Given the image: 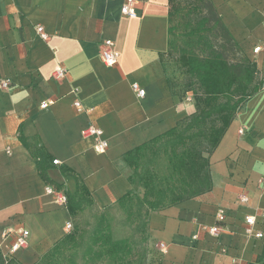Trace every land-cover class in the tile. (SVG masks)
<instances>
[{
    "label": "crops",
    "instance_id": "obj_1",
    "mask_svg": "<svg viewBox=\"0 0 264 264\" xmlns=\"http://www.w3.org/2000/svg\"><path fill=\"white\" fill-rule=\"evenodd\" d=\"M125 1L0 0V249L21 264H36L69 233L72 218L55 193H74V174L97 209L113 205L133 189L128 153L195 111L192 93L178 91L170 76V0H135L134 18L122 14ZM211 2L241 56L264 78V0ZM107 39L119 52L114 67L100 58ZM57 68L67 70L63 79L53 77ZM90 123L108 140L104 153L82 136ZM37 144L49 158L53 185L39 173L31 152ZM210 168L211 191L150 214L149 264H262L264 238L246 235L245 217L254 216L255 231L264 234V88L237 114ZM219 210L226 214L224 230L202 232L201 226L217 224ZM19 230L29 231L28 245L9 254Z\"/></svg>",
    "mask_w": 264,
    "mask_h": 264
},
{
    "label": "trees",
    "instance_id": "obj_2",
    "mask_svg": "<svg viewBox=\"0 0 264 264\" xmlns=\"http://www.w3.org/2000/svg\"><path fill=\"white\" fill-rule=\"evenodd\" d=\"M170 4V34L179 28L178 21L174 24L176 17L185 29L176 62L186 82L178 91L192 93L194 113L128 153L133 169L128 180L133 189L113 205L97 209L91 192L74 174L77 188L74 193L66 192V207L73 220L85 212L91 214L82 224L74 222L73 230L36 264H149L150 214L212 190L210 156L237 114L264 88V78L248 57L242 55L235 62L228 59L226 52L237 45L211 0H185L184 4L170 0ZM216 30L227 40L220 48L212 39L220 36ZM31 152L41 177L53 185L42 146H33ZM121 229L128 230L127 235L120 236ZM258 262L264 264V252ZM0 264L21 263L5 257L0 249Z\"/></svg>",
    "mask_w": 264,
    "mask_h": 264
},
{
    "label": "built area",
    "instance_id": "obj_3",
    "mask_svg": "<svg viewBox=\"0 0 264 264\" xmlns=\"http://www.w3.org/2000/svg\"><path fill=\"white\" fill-rule=\"evenodd\" d=\"M136 2L135 0H126L121 8V12L123 15L134 18L137 16V11L135 8ZM37 31L39 32L42 39L47 40L48 35L44 32L43 27L38 26ZM262 48L260 46L254 49V53H258L261 51ZM101 61L108 67H114L119 62V52L116 49L115 42L113 40L107 39L104 40L102 43V51H101ZM67 75V70L64 68H57L54 71L53 77L57 80L63 79ZM1 86L7 88L9 86L8 80H2ZM133 90L137 93V96L142 98L145 96L146 92L144 89L140 88L138 84H133ZM51 101L44 102L41 105V108L45 109L50 105ZM74 107L78 112L83 111V106L80 100H76L74 102ZM244 130H240L239 133L242 134ZM82 136L85 139H92L93 140V147L99 153H104L109 146L108 140L104 137L103 130L98 126L90 123L82 130ZM10 150H8V153ZM58 160L54 161V164H57ZM48 193H54L51 188H47ZM57 201L65 205L67 204V196L64 193H55ZM241 200L246 202V197H241ZM217 224L214 226H201L200 230L205 233H209L213 236H218L224 230V223L226 221V214L224 210H219L216 214ZM246 229L245 233L248 237H255V238H264L263 232H257L254 229L256 224V219L254 216H246L245 217ZM67 232H71L73 230L72 222H68L65 226ZM29 231L27 230H19L17 233L16 238L14 239L13 243L10 246L9 254H13L23 248H26L28 245V238H29ZM198 234L193 236V239H198ZM161 250L164 252L166 251V245H160ZM233 264H238L235 260Z\"/></svg>",
    "mask_w": 264,
    "mask_h": 264
},
{
    "label": "rangeland",
    "instance_id": "obj_4",
    "mask_svg": "<svg viewBox=\"0 0 264 264\" xmlns=\"http://www.w3.org/2000/svg\"><path fill=\"white\" fill-rule=\"evenodd\" d=\"M176 2H180V3L184 4L185 0H176ZM177 21L179 22V28L173 34V44H174V49L172 51L173 58H171L172 63H169V66L171 67L170 76L173 79L172 81L174 84L177 85L178 90H181L182 87L184 86L185 82H186V76L181 71L179 64L176 62V57L178 56V47L184 45L183 32L185 31V29H184V23L182 24L181 18L176 17L174 24H176ZM214 33H215V35L220 34V36H218V37L212 36L213 41L220 48L221 44H225L227 42V40H226L225 36H223L221 31L216 30V32H214ZM226 55L228 56V59L231 62H235V61L239 60L241 57L239 50L237 48H235L234 46L232 47V50L226 52ZM90 214H91V212H85L82 215H78L74 220L72 219V223L74 224V222H78V223L82 224L86 219L89 218ZM117 229H119V228H117ZM127 233H128V230H126V229L119 230L120 236H125V235H127Z\"/></svg>",
    "mask_w": 264,
    "mask_h": 264
}]
</instances>
